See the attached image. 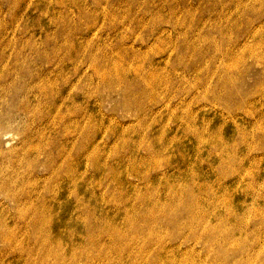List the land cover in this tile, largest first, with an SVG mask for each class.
I'll return each mask as SVG.
<instances>
[{"label":"rangeland","instance_id":"374dc122","mask_svg":"<svg viewBox=\"0 0 264 264\" xmlns=\"http://www.w3.org/2000/svg\"><path fill=\"white\" fill-rule=\"evenodd\" d=\"M207 1L217 6L207 11ZM259 41L257 55L246 54ZM232 54L245 57L231 63ZM221 72L244 91L226 103L232 115L212 98H222ZM0 75V88L33 110L26 130H0V162L20 160L1 170L32 182L36 159L53 166L39 172L42 185L70 174L80 186L46 193L62 206L63 239L89 241L74 264H264V0H0ZM37 106L54 113L41 130ZM223 127L226 144H216L210 132ZM176 185L200 212L191 216L189 196L174 201ZM13 205L0 195V264H24L38 245Z\"/></svg>","mask_w":264,"mask_h":264},{"label":"bare ground","instance_id":"6f19581e","mask_svg":"<svg viewBox=\"0 0 264 264\" xmlns=\"http://www.w3.org/2000/svg\"><path fill=\"white\" fill-rule=\"evenodd\" d=\"M233 1V0H232ZM59 3H62V0H58ZM97 8H99L100 4H95ZM215 6H217V4L211 2V1H207L205 3L204 8L207 11H211V9H214ZM181 21V20H179ZM183 25L187 24V21L184 20ZM260 41L252 46H250L247 50H246V54L250 53L251 55L256 56L257 53L256 51L260 48ZM182 52H185V50H182ZM245 57V55H242L241 58L235 59L233 54L230 58V62H239L241 60H243ZM197 62L201 61V60H196ZM230 65V64H226ZM6 73H10V72H6ZM111 73V72H109ZM152 73V72H151ZM146 78V80L150 83H154L155 82V78L156 76V72H154L153 74H151ZM221 74L224 77V81L222 83H219V86L223 88L225 97H223V91H222V98L221 95H215L214 97H212L214 100H216L219 104H226L228 102H231L232 105L235 107L237 100L239 98V96L244 93V91L238 89L235 85H233L234 81L236 80V77L233 75V72H221ZM105 75H108L107 73ZM109 76V75H108ZM111 76V75H110ZM1 78V75H0ZM11 86V85H10ZM252 91V90H251ZM256 93V90H253ZM237 97V98H236ZM236 98V99H234ZM24 98H21L18 96V94L14 93V92H10L9 90L5 89V88H0V130H4L6 129L5 133L3 135H7L9 134V132H11L12 134H15L17 130H20L21 127L23 126L25 128V130L27 129V122H24V119L27 117L26 114L30 113L32 110V107L27 104L22 102ZM225 102H221V100H225ZM28 105V106H26ZM226 109H228V111L230 112V114H234V110L235 108H233L231 105L226 104ZM36 112L38 113V118L36 119L37 121L40 122V125L43 129L47 126V118L48 117H52V115L54 114H48L47 112H42L41 107L37 106L36 108ZM247 115H249V112H247ZM27 120V118H26ZM35 120H31L30 122H34ZM258 125H259V129L260 130H264V118H262V120L258 121ZM25 124V126L23 125ZM22 125V126H21ZM214 125L212 122H210V124L208 125V127L213 128ZM7 129H9V131H7ZM8 132V133H7ZM229 130L225 129L224 127L220 130L215 129L213 131H211L210 133L214 136L212 139L213 141L217 144L219 142H222L224 144L226 138L224 137V135H228ZM221 133L223 136V139L221 138ZM38 135V134H37ZM53 146L54 149L50 151L51 154H54V157H58L59 153L56 152V148H55V141H53ZM36 149V148H35ZM87 152V151H86ZM85 152V153H86ZM88 153V152H87ZM28 154V153H27ZM36 156V155H35ZM18 156L14 157L16 159H14L12 161L11 157L8 155H5V158H2V162H0V166L3 165L2 163H18L20 162V160L17 158ZM60 159V157H58ZM38 160L34 159L29 161V163L31 164L30 167V173L33 175L32 177V182H30L31 178H29V181H21V182H17L13 177H8L9 173L4 172L3 170H1L0 167V195H4V197L13 202V210L11 209V214H14L13 216L18 220V221H22V219L24 218H28L29 222L25 225L28 228H31V230L33 231V235L36 239H38V245L35 247V250L29 251L25 256V262L24 264H31V260L34 257V253L40 252V256L38 258V264H66L65 261H68L67 264H74V260L76 259V256L80 253H84L83 248H80L83 244V242L88 243L89 241L86 239V236L84 237H80V242L75 245L73 244V242L70 239H63L64 236V230L66 231L68 228L66 226H63L62 223L59 222L58 216L60 213V209H62V206L60 204L57 203L56 197L54 198H50L47 197V192H58V190H65L67 189V186H69L70 188L73 187L74 189V193L75 195L80 194V186L78 184H76V182L74 183V179L72 178V175H67L64 176L62 178V181H58V187H56V184L53 187V183H44L43 185L40 182V180L37 178L38 174L40 171L43 170H49L52 169L53 166H50V164H45V163H39L37 162ZM19 164V163H18ZM77 174V171L75 173L74 171V175ZM48 181V179L46 180ZM83 186V185H82ZM53 187V189H52ZM176 189L174 191V201L176 200L178 195H185V196H189L192 198V200L194 201L193 203H189V210L191 213V216H193L194 211H198L200 212L201 207L203 208V205L200 204L197 205L195 203V198L197 197L196 195H194L192 193L191 190L188 189H184L182 188V190H178L180 188V185H176L175 186ZM84 188V187H83ZM85 189V193L89 194L88 190L86 188ZM205 191L204 189H200L199 192ZM38 195V198H40L39 203L37 205H35L34 203V198L35 196ZM79 198V197H78ZM22 199H26V202H22ZM85 199V198H84ZM83 199V201H84ZM20 201V204H19ZM89 203H90V199L86 198L85 201V205L83 206L84 209V215L87 216H91L92 215V211L90 210L89 207ZM88 205V206H87ZM49 206H51L49 208ZM55 209H52V208ZM57 210V212H56ZM64 213L68 214V209L67 207L63 209ZM203 212V216L200 219V224L199 226H196L197 230H203L204 228V221L208 220V216L205 215L204 211ZM106 214H103L100 212L99 215V221H101L102 217H105ZM235 217V214H233ZM175 216L172 220V224L175 223V221L178 219V217ZM189 220V226L192 225L193 223V218H188ZM99 221L96 224V229L99 227ZM53 223L54 226L53 227ZM109 226L107 229V233L112 235L111 237V242H117V240H119V236L117 235V230L115 228H113L114 226V222L111 220L110 218V222L108 224ZM93 229V228H92ZM217 229V228H216ZM56 230V231H55ZM152 230V229H151ZM218 230V229H217ZM55 231V233H54ZM88 231V229H87ZM86 231V232H87ZM53 232L55 236H53V234H49ZM154 235H157V232H151ZM178 233H175L172 235V238L175 237ZM234 234V230H232L231 232H228V235L231 236ZM206 237L208 241H212L215 239V236L213 235V233L210 231H206ZM196 238H198V236L195 234ZM62 237V238H61ZM227 237V236H226ZM225 238V237H224ZM175 239V238H174ZM191 239H195L194 237H191ZM220 239H215L214 242L219 241ZM96 242L95 245L99 246V248H103L102 251L103 253H105V251H109L110 249V243L109 244H102L100 239L98 240H93V242ZM205 245H207V242L204 241ZM86 246V245H85ZM85 249V247H84ZM45 255V256H43ZM51 256L52 260H50L48 257Z\"/></svg>","mask_w":264,"mask_h":264}]
</instances>
